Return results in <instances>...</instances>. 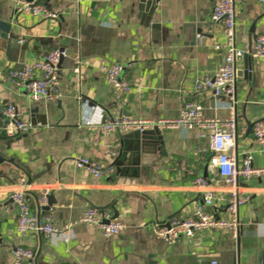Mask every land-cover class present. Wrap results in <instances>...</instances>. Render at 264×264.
I'll return each instance as SVG.
<instances>
[{
    "label": "crops",
    "instance_id": "0c3cea01",
    "mask_svg": "<svg viewBox=\"0 0 264 264\" xmlns=\"http://www.w3.org/2000/svg\"><path fill=\"white\" fill-rule=\"evenodd\" d=\"M16 1L0 0V20L11 25L6 37L0 36V119L9 103L31 123L32 109L38 110L27 133L9 138L10 148L0 142L5 158L0 163L5 207L0 211V264H15L18 245L35 252L20 264H257L264 251V176L240 180L249 196L239 206L240 247L228 230L204 231L170 244L146 225L163 226L175 216L191 215L206 190L220 197L216 213L228 217L230 188L209 169V137L198 129L164 128L166 155L157 152L149 164L152 159L142 156L136 136L119 131L104 136L98 128L121 114L175 119L188 102L201 104L206 117H229L227 97L195 90L197 80L212 75L225 53L224 27L211 20L213 0H159L155 6H147L151 0H52L58 19L19 15ZM236 20L237 46L250 55L255 37L264 33V2L243 0ZM56 47L67 53L59 67L61 98L32 101L25 91H16L9 70ZM77 56L83 62L80 74L73 71ZM113 62L128 66L130 93L113 90L98 68ZM236 78V161L242 166L250 155L254 167H264V145L252 131L256 121L264 120V60L237 58ZM79 156L114 164L117 173L97 180L76 167ZM21 177L29 186L32 212L40 218L50 215L59 228L71 227L49 237L19 233L12 194ZM198 177L209 186L196 185ZM44 195L55 200L49 210L43 209L48 205V199L41 203ZM88 207L109 211L124 229L104 237L100 229L80 222Z\"/></svg>",
    "mask_w": 264,
    "mask_h": 264
},
{
    "label": "built area",
    "instance_id": "2783aa9c",
    "mask_svg": "<svg viewBox=\"0 0 264 264\" xmlns=\"http://www.w3.org/2000/svg\"><path fill=\"white\" fill-rule=\"evenodd\" d=\"M52 0H17L15 11L17 14L29 13L32 17L58 19V13L50 7ZM264 2V0H257ZM243 0H213L211 20L220 23L224 27L226 48L223 62L210 76L198 79L195 90L213 92L215 97H227L229 117L222 120L219 117H206L203 106L197 102H188L180 109L179 116L175 119H143L126 115H116L107 118L99 126V131L104 136H109L117 131L129 134L133 132L144 133L147 130L158 128H180L184 131L198 129L200 136H208L212 156L209 169L218 174L219 180L230 188L227 199L228 217H220L214 210L216 201L220 199L212 190L204 191L202 202L195 205L191 215L186 217L175 216L163 226L146 225L152 234L174 244L182 238H192L197 233L213 230H228L236 238L240 234L241 226L238 218L239 206L247 203L249 196L240 189V180H247L252 176H264V167H254L252 157L249 155L239 166L234 152L236 141V116L234 109L238 104L236 60L245 54L237 46V8ZM249 54L254 59L264 60V33L257 35ZM20 43L23 40L19 41ZM66 50L56 47L49 50L42 58L23 63L20 67L9 70L8 81L16 91H25L32 101L49 102L62 96L59 63L66 56ZM82 60L77 56L74 59L73 71L80 74ZM127 65L113 62L100 65L99 70L105 75L108 85L119 94H127L132 90V84L128 79ZM3 115L7 120L6 135L10 139L27 133L32 123L25 117L23 110L16 104L9 103L3 109ZM255 140L264 145V120L253 124ZM77 168L89 172L95 179L102 180L117 173L114 164L93 160L89 157L79 156L74 159ZM195 184L201 187L209 186L207 179L198 177ZM19 190L14 191L12 199L18 207L16 230L21 233H35L45 237L71 227L67 224L62 228L57 227L50 215L43 218L35 215L30 207L26 195L28 184L25 177H21ZM44 195L41 203L47 199ZM5 207L0 202V211ZM80 222L89 227L101 230L106 238L118 235L124 229V224L114 219L109 211H101L95 207L84 210ZM35 252L28 247L18 245L13 250L15 264L23 260L34 258ZM216 264V262H214Z\"/></svg>",
    "mask_w": 264,
    "mask_h": 264
},
{
    "label": "water",
    "instance_id": "95a60500",
    "mask_svg": "<svg viewBox=\"0 0 264 264\" xmlns=\"http://www.w3.org/2000/svg\"><path fill=\"white\" fill-rule=\"evenodd\" d=\"M159 0H151V1H147V6H155L156 3ZM148 10V9H147ZM148 12L150 13V15L153 14V8H149ZM11 27L10 23H4L0 20V36L1 37H6V34H8V30ZM245 59H251V56L248 54H244L243 56ZM63 62V58H61L60 63H59V67H61V64ZM248 70H252V67H250L248 65ZM37 108L32 109L31 113H32V123L35 122V113H37ZM34 114V115H33ZM7 125V120L1 118L0 119V142L5 143V146L7 148H10L12 140H9V138L6 135V131H5V127ZM253 126V125H252ZM127 137H134L136 136L137 139H139V142L141 143L140 146L138 147L139 150L143 153L142 156H148L150 157L152 160H150L149 164H152V162L155 161V159L157 157H155V159H153V156H156L157 152H160L161 155L165 156L166 155V151L164 148V141H163V137L161 135V131L158 128H155L153 130H147L144 133H138V132H133V133H129L126 135ZM137 148V149H138ZM5 160V158L2 157L1 155V151H0V163H2ZM46 198L48 199V205L43 207V209L45 210H49L52 205L55 203V200L52 197L51 200V196H46ZM237 244H240V234L237 237ZM240 247V245H239ZM238 260V257H237ZM257 264H264V251H260L258 253L257 256V260H256Z\"/></svg>",
    "mask_w": 264,
    "mask_h": 264
}]
</instances>
